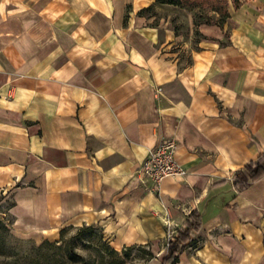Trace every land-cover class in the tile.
<instances>
[{
  "label": "crops",
  "instance_id": "1",
  "mask_svg": "<svg viewBox=\"0 0 264 264\" xmlns=\"http://www.w3.org/2000/svg\"><path fill=\"white\" fill-rule=\"evenodd\" d=\"M151 3L0 0V194L35 241L92 225L163 259L199 218L173 264H264V175L234 185L264 153V0L195 46ZM164 138L185 173L153 188L137 167Z\"/></svg>",
  "mask_w": 264,
  "mask_h": 264
},
{
  "label": "rangeland",
  "instance_id": "2",
  "mask_svg": "<svg viewBox=\"0 0 264 264\" xmlns=\"http://www.w3.org/2000/svg\"><path fill=\"white\" fill-rule=\"evenodd\" d=\"M193 5L154 3L158 18L168 19L183 39L195 46L200 38L194 16L216 21L234 0H190ZM245 1V0H235ZM186 58V53L182 52ZM12 200L0 194V264H168L154 256L148 244L114 247L109 238L96 226L64 228L58 239L35 241L17 229L10 211Z\"/></svg>",
  "mask_w": 264,
  "mask_h": 264
},
{
  "label": "trees",
  "instance_id": "3",
  "mask_svg": "<svg viewBox=\"0 0 264 264\" xmlns=\"http://www.w3.org/2000/svg\"><path fill=\"white\" fill-rule=\"evenodd\" d=\"M234 0V7H238L241 2L237 1L235 4ZM155 3H168V4H181L184 3L187 6L193 5L190 0H155ZM154 3H151L139 10V13L145 14V11L153 9ZM148 14H154V12H150ZM229 17L228 12H224L222 14V17L219 18V20L216 21H210V20H203L200 16H194L193 23L194 25H199L201 23H208V24H217L219 26H223V24L226 22L227 18ZM264 175V153L260 154L256 160L250 161L247 163V165L237 170L235 173V181L234 185L238 189L245 188L249 185V183L259 177ZM200 227V219L197 218L195 220L186 221L185 227L182 228L177 232V235L173 238H170L167 242V255L163 258V262H166L168 264H173L177 260V254L179 251H181L184 248V245L187 241L191 239V233L194 230H197Z\"/></svg>",
  "mask_w": 264,
  "mask_h": 264
},
{
  "label": "built area",
  "instance_id": "4",
  "mask_svg": "<svg viewBox=\"0 0 264 264\" xmlns=\"http://www.w3.org/2000/svg\"><path fill=\"white\" fill-rule=\"evenodd\" d=\"M177 142L174 138H164L153 145L137 167L139 174L149 180L153 188L169 176H181L185 168L176 157ZM169 238L171 234H168Z\"/></svg>",
  "mask_w": 264,
  "mask_h": 264
}]
</instances>
